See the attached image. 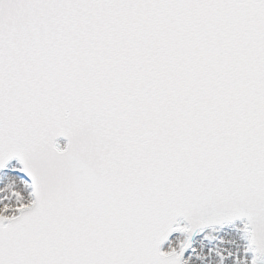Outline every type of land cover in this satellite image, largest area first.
I'll list each match as a JSON object with an SVG mask.
<instances>
[{
	"label": "snow or ice",
	"instance_id": "6c2138e0",
	"mask_svg": "<svg viewBox=\"0 0 264 264\" xmlns=\"http://www.w3.org/2000/svg\"><path fill=\"white\" fill-rule=\"evenodd\" d=\"M0 264H264V0H0Z\"/></svg>",
	"mask_w": 264,
	"mask_h": 264
}]
</instances>
